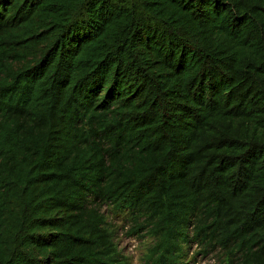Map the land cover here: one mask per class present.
I'll return each mask as SVG.
<instances>
[{"label":"trees","instance_id":"trees-1","mask_svg":"<svg viewBox=\"0 0 264 264\" xmlns=\"http://www.w3.org/2000/svg\"><path fill=\"white\" fill-rule=\"evenodd\" d=\"M264 264V0H0V264Z\"/></svg>","mask_w":264,"mask_h":264},{"label":"rangeland","instance_id":"rangeland-1","mask_svg":"<svg viewBox=\"0 0 264 264\" xmlns=\"http://www.w3.org/2000/svg\"><path fill=\"white\" fill-rule=\"evenodd\" d=\"M111 208L103 207L109 216L112 226L116 227L117 243L129 264H145L144 257L152 243V238L147 232L133 233L132 221L125 218L124 213H117ZM200 243H192L187 249L185 264H224L218 250L203 252Z\"/></svg>","mask_w":264,"mask_h":264}]
</instances>
